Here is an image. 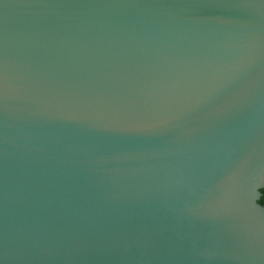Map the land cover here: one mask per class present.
I'll use <instances>...</instances> for the list:
<instances>
[{
	"label": "water",
	"instance_id": "1",
	"mask_svg": "<svg viewBox=\"0 0 264 264\" xmlns=\"http://www.w3.org/2000/svg\"><path fill=\"white\" fill-rule=\"evenodd\" d=\"M264 0H0V264H264Z\"/></svg>",
	"mask_w": 264,
	"mask_h": 264
},
{
	"label": "trees",
	"instance_id": "2",
	"mask_svg": "<svg viewBox=\"0 0 264 264\" xmlns=\"http://www.w3.org/2000/svg\"><path fill=\"white\" fill-rule=\"evenodd\" d=\"M258 203L264 207V187L260 190V198L258 200Z\"/></svg>",
	"mask_w": 264,
	"mask_h": 264
}]
</instances>
